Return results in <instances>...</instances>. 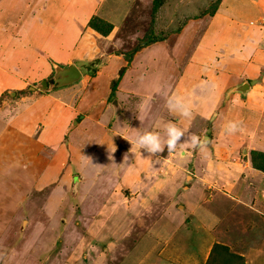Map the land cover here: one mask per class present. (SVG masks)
<instances>
[{"label":"crops","instance_id":"0c3cea01","mask_svg":"<svg viewBox=\"0 0 264 264\" xmlns=\"http://www.w3.org/2000/svg\"><path fill=\"white\" fill-rule=\"evenodd\" d=\"M104 2L0 0V239L4 233L17 240L24 225L31 234L27 244L50 251L52 239L38 236L60 229L62 214L50 203L59 193L49 192L60 182L92 243L87 256L75 242L71 264L126 259L131 246L150 235V228L137 226L145 225L139 219L145 215L166 223L157 225L135 264H167L158 254L164 240L159 230L175 231V238L183 228L198 234L189 225L203 227L196 246L183 238L186 264H206L214 244L243 264H258L264 252V170L253 167L252 157L264 154V0H218L211 15L186 19L179 33L141 48L129 63L112 56L109 64L93 66L94 73L80 70L76 84L30 90L52 75L54 63L88 66L101 37L88 27L90 18L111 22L102 14ZM190 28L192 38L186 36ZM126 65L110 99L111 83ZM173 94L190 115L169 110ZM229 121L240 122L237 131L225 130ZM169 122L183 130L174 151L137 149L138 132L154 131L163 140ZM192 135L199 141L195 147ZM65 148L75 166L58 160ZM186 171L191 174L183 187L178 177ZM88 195L104 197L84 214ZM197 215L201 222L194 224ZM199 246L208 250L203 262L190 253ZM59 250L67 255L68 245Z\"/></svg>","mask_w":264,"mask_h":264},{"label":"rangeland","instance_id":"374dc122","mask_svg":"<svg viewBox=\"0 0 264 264\" xmlns=\"http://www.w3.org/2000/svg\"><path fill=\"white\" fill-rule=\"evenodd\" d=\"M152 2L153 0H105L104 2L105 8L102 10V14L105 17H107V19L111 22H107L103 19L102 20L105 23L107 22L111 25L115 23L118 24L117 25L118 29L116 30L115 34L113 36H110L109 38H108V35L110 32L108 33V35L98 34L101 37L97 36L98 38L97 47L93 51H90V53L93 54V57L91 59V62H89L88 65H91V66L100 65L101 67L103 64L105 65L107 63L109 64V61L113 58L112 56H118V55L119 56L123 55L124 60L126 61V58L128 57V53L140 43L143 37L146 38L150 34L152 36L154 35L155 37H164V39H167L170 35L179 33V31H181L182 28L187 23H189V22H185L186 19L191 18L193 16H197V15L201 16V15L213 13L216 9L218 0H163V5L160 6L157 12L154 14L152 13ZM125 19L127 20V22L126 21L121 22ZM193 34L194 32L191 33V28H190L188 34L186 33V36L188 38H192ZM127 67L128 65L119 67V71L122 69L125 70L127 69ZM119 71L117 72V78H116L118 79V82L121 79V76L119 77ZM82 72H85V71L82 70ZM114 81L116 80L114 79ZM124 84H126L130 90L131 84H130L129 79H126L124 81ZM110 90H111V86H110ZM111 94H110L111 95L110 99L112 98V96L114 97V93L112 90H111ZM112 103H114V100H112ZM51 137L52 136H50L49 139H51ZM48 151L51 156L50 161L52 162L53 161V153H52L53 148L49 147ZM65 153L66 154L64 158H59L58 160L64 159L63 161H61L62 164H65L66 162H68L70 166L71 165L75 166L74 155L71 154V152H69V150L67 149ZM77 160H78V155H77ZM154 166L158 168L157 163ZM189 174H191V171H188V172L186 171L184 172V174L181 172L179 173L178 182L182 183L181 186L185 187L187 185L188 178H186L185 176ZM58 183L59 184L57 185L56 188H53V186H50L49 192L52 193L53 191L55 193L56 192L59 193L58 196L56 194L53 195V196H56V198L51 200L50 203L52 207H56L59 213L62 214V217H60L61 221L59 224L60 229L59 231L55 230V228L53 230L51 229V231L46 230V232L43 235L38 236L39 241L41 238L42 240H44L45 238L52 239L50 241H51V246L53 247L50 249V251L48 252L46 251L45 253H42V249L41 251L32 249V245L27 244V241L28 243H30L31 234L29 235L28 232L25 231V229L23 230L24 225H22L23 228L21 227L19 229L20 233L18 234L19 238L17 240L13 236L12 238H10V236H7L6 234L2 233L1 239H0V264H71V262L68 260L72 261L73 247H74L75 242H77V245L81 249L82 247L86 249L87 256L91 252L90 248L92 246V243L88 238V230L84 226L80 227L81 229L79 228V223L81 221L78 218L80 214L79 208L77 207V205H73V204L67 206L66 196H64L62 191H60L61 184L60 182ZM103 197L104 196L94 197V195L92 196L88 195L87 197L88 201L86 203L87 209L83 211L85 212L84 214L92 213L90 211V204H89L92 201H93L92 204H94L95 208L100 207L98 205H101L100 201H102L101 199ZM96 198H99V199L95 200ZM64 205H66L65 208H64ZM156 205L157 204H155V207ZM261 208L264 210V205L261 204ZM198 214L200 215V213ZM56 218L59 219L58 217ZM139 219L144 220V223L146 226L143 225V223L137 226L145 228V229L150 228L151 229L150 235L148 236V233H144L143 236L141 237L143 239H141L139 246L138 247L131 246L129 250L130 255L126 259L122 257L123 259L117 260L119 257H115V258L113 257L112 262L110 261L106 264H135L138 260V257L142 255L143 253H145L147 249L149 248L146 242L148 243L150 241L151 242L153 241L154 236H155L154 229L158 228L157 225L163 224L162 226H164L166 223V219H159V218H153L154 220L155 219L156 220L152 222L153 219L148 215H145L143 218H139ZM179 219L180 217H178V219L177 217H175L176 221H179ZM194 219H195L193 221L194 224L201 222L198 215L194 216ZM86 220L88 223L89 217ZM119 221H121V219ZM135 221L137 224H139V220L137 218H135ZM129 227H131V225ZM188 227H191L190 229H192V227H196L198 234L191 233L187 235L186 229L183 228L177 234L175 238L173 236V235H176L175 231H171L172 234L170 233L166 234L163 229L159 230V231H162L161 237L164 240H163L162 248L158 250V254L160 252V255L162 254L163 258L165 256L164 258L165 263L167 264H186V259L184 260L185 255L181 254V252L184 251L183 248H185L183 247L184 246L183 238L184 237L186 238V236L189 239L191 238V240L187 242V245L191 242L192 243L191 247L196 246L198 243L196 242L195 239L197 236H200L199 232L201 231V228L203 226L202 225H196V226L189 225ZM54 234L56 235L53 236ZM85 235H86V240L83 241L82 239L85 237ZM207 237L209 238L210 235H208ZM65 242L68 245V249H69L67 251V255L64 254L66 250L59 254V251H60L59 249L62 246L64 247V245H66ZM94 243L95 244L97 243L96 246H98V249L103 251V249L101 248L102 245H100L98 242H94ZM43 244H46V242L44 241ZM103 247L105 246L103 245ZM26 249L28 251L27 254L25 253L26 251H24ZM190 253L202 256L200 262H203L204 257L208 254V250L207 249L201 250V247L199 246V248L197 249V252L192 250L190 251ZM160 255L158 256L160 257ZM220 255H221L220 256L221 260H222V257L225 258L224 259L225 264H242V261L238 259L236 260L235 257L232 258L230 255H225L223 251H220ZM260 256H262L263 259H261ZM258 257L256 259L258 261V264H264V252H262L261 255H258ZM64 259H66L67 262H65ZM101 259H103V257H101ZM164 261H162V263H164ZM86 264H88L87 260H86Z\"/></svg>","mask_w":264,"mask_h":264},{"label":"clouds","instance_id":"9594fccd","mask_svg":"<svg viewBox=\"0 0 264 264\" xmlns=\"http://www.w3.org/2000/svg\"><path fill=\"white\" fill-rule=\"evenodd\" d=\"M49 89L50 88H47L46 90ZM167 103L170 111L176 109L183 116L190 115L189 109L181 97L173 94L171 97H169ZM239 126V121H229L225 127V130L228 133H233L238 130ZM182 135L183 130L178 128L176 124L169 122L166 126V139L162 140L160 134L157 132L144 130L137 133L135 146L137 149H144L150 154L160 153L165 147L169 152H172L176 149ZM191 142L194 147L199 143L198 138L195 135L191 136Z\"/></svg>","mask_w":264,"mask_h":264},{"label":"trees","instance_id":"16d2710c","mask_svg":"<svg viewBox=\"0 0 264 264\" xmlns=\"http://www.w3.org/2000/svg\"><path fill=\"white\" fill-rule=\"evenodd\" d=\"M162 4H163V0H153V2H152V13L153 14L156 13ZM87 25L92 30H94L95 32H97L101 35H108V33L111 32V30H112L111 24H109L107 22L105 23L101 18L96 17V16H93L92 18H90ZM162 40H164V37H155L154 35L152 36L150 34L146 38L143 37V39L140 41V43L135 48H133V50H131L128 53V57L126 58L127 62L129 63L130 60L132 59V56L137 51H139L141 48L146 47L152 43L162 41ZM123 72H124V69L119 71V77L122 76ZM52 76H53V73L49 77V79H52ZM117 82H118V79L116 81H113V83L111 85V90L113 91V93H114L115 87L117 85ZM112 98H113V96H112ZM256 155L258 156V158H261L260 163H257V161H255ZM252 164H253L254 168L264 170V154H259V153L253 152ZM220 251H223L225 254H227V252H228L226 247L214 244L213 248L211 249L209 259L206 262V264H225L224 258H222V260H221V257H219V256H221ZM231 256H233V255H231ZM236 258L241 259L240 257H236ZM213 262H215V263H213ZM242 262H243V260H242Z\"/></svg>","mask_w":264,"mask_h":264},{"label":"water","instance_id":"95a60500","mask_svg":"<svg viewBox=\"0 0 264 264\" xmlns=\"http://www.w3.org/2000/svg\"><path fill=\"white\" fill-rule=\"evenodd\" d=\"M53 68V76L51 80H41L37 85L31 86L30 90H38V91H44L47 88H61L64 86H69L81 78V72L80 69L87 72L94 73V68L91 65H84L80 68L75 67L73 64H69L65 67L58 65V64H52Z\"/></svg>","mask_w":264,"mask_h":264},{"label":"flooded vegetation","instance_id":"af4514ba","mask_svg":"<svg viewBox=\"0 0 264 264\" xmlns=\"http://www.w3.org/2000/svg\"><path fill=\"white\" fill-rule=\"evenodd\" d=\"M81 70V69H80ZM47 80H49V79H47ZM51 80V79H50Z\"/></svg>","mask_w":264,"mask_h":264}]
</instances>
